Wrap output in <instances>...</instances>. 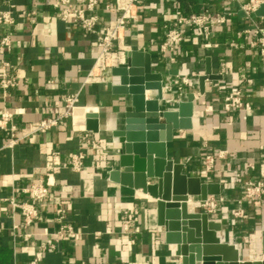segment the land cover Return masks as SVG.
Returning a JSON list of instances; mask_svg holds the SVG:
<instances>
[{
	"label": "crops",
	"instance_id": "0c3cea01",
	"mask_svg": "<svg viewBox=\"0 0 264 264\" xmlns=\"http://www.w3.org/2000/svg\"><path fill=\"white\" fill-rule=\"evenodd\" d=\"M247 1L144 0L138 19L126 31L123 61L128 50L151 54L153 71L163 76L161 108L177 109L188 93L195 94L193 127L174 131L169 156L183 162L188 175L220 185V194L209 197L216 204L210 217L222 223L220 236L238 246L241 258L254 259L264 258V197L251 203L244 193L246 181L264 182V56L251 44L253 34L238 32L255 25L264 32V16L253 12L248 20L241 9ZM0 2L14 17V22L0 24V39L11 36L10 48L0 47V59L10 63L9 72L18 81L7 93L0 87V110L12 111L19 127L31 128L65 112L63 97L78 94L72 114L57 127L13 146L0 132V264H31L36 258L38 264H181L176 245L166 242L164 227L157 223L155 200L109 178L119 161L120 143L113 132L124 127L129 96L112 92L118 77L111 68L100 81L87 76L100 51L99 29L117 16V0L98 1L97 31L61 19L51 0ZM175 4L187 13L208 9L233 14L225 24L215 25L209 38L199 28L187 30L169 56L159 44L175 16ZM208 62L218 77L207 79L201 92L199 77ZM235 87L249 109H224V98ZM84 133L95 143L83 144ZM80 149L86 153L85 168L64 167L68 154ZM209 155L214 156L212 163ZM34 181L47 184L52 199L41 206L39 219L24 225L20 208L8 198L17 194V200L27 199L15 189ZM188 202L190 210L205 211L196 196ZM58 207L67 210L77 238H56ZM133 208L140 212L138 228L127 235L121 231V215ZM238 209L243 215L236 217L232 211Z\"/></svg>",
	"mask_w": 264,
	"mask_h": 264
},
{
	"label": "water",
	"instance_id": "95a60500",
	"mask_svg": "<svg viewBox=\"0 0 264 264\" xmlns=\"http://www.w3.org/2000/svg\"><path fill=\"white\" fill-rule=\"evenodd\" d=\"M255 14L264 16V1ZM111 72L118 77L112 92L129 96V104L124 127L113 132L120 148L118 167L110 171V180L155 200L157 223L164 227L166 242L176 245L181 264H264V258H241L238 246L220 236L222 223L206 210L189 209L190 196L205 201L221 191L218 183L188 175L184 163L169 156L174 131L193 127L195 94L188 93L177 109L161 108L163 76L153 71L151 54L141 49L126 51L124 61L111 67ZM217 77L208 62L199 77L200 91H205L207 79Z\"/></svg>",
	"mask_w": 264,
	"mask_h": 264
},
{
	"label": "built area",
	"instance_id": "2783aa9c",
	"mask_svg": "<svg viewBox=\"0 0 264 264\" xmlns=\"http://www.w3.org/2000/svg\"><path fill=\"white\" fill-rule=\"evenodd\" d=\"M99 0H51V4L57 9L61 19L68 21L73 20L79 23L84 29L89 31H97L98 16L94 12ZM144 0H117L113 6L117 12V16L110 20L108 24L99 29L98 46L99 54L95 60L92 70L87 76L88 81L102 80L103 72L108 68L119 65L123 62V51L125 48L124 38L126 31L131 22L138 19L140 6ZM264 0H248L241 5V9L245 12L248 20L252 19V14ZM110 7V6H109ZM86 10L91 13L86 14ZM25 13V11H23ZM233 11L211 12L208 9L201 12H185L182 7L175 4V16L171 22L166 24V31L163 40L159 44V48L164 55L172 56L181 43L185 39L186 31L199 28L203 31L206 38L211 35L212 28L215 25H222L229 21ZM14 17L9 9L3 8L0 2V24L12 23ZM243 34H253L254 39L251 40L253 46L259 47V52L264 56V32L257 26L253 28L241 29L239 36ZM11 46V36L6 34L0 39V47L9 49ZM10 63L0 59V87L3 93H7L10 88L15 87L18 81L14 75L9 72ZM187 81L186 78H183ZM240 88H232L224 98V109L226 111L249 109L251 106L245 102L241 95ZM66 105L65 112L37 122L31 128L19 127L14 120V113L8 109L0 110V132H4L8 137L7 145L13 146L18 142L25 140L31 135L44 132L59 126L64 122V118L72 114L73 108L78 103V94L72 93L63 97ZM83 144H94L95 140L84 133L82 136ZM58 152H53L56 157ZM208 162L212 163L214 156H207ZM76 171H81L86 166V153L80 149L70 152L68 158L62 164ZM249 167L253 168L252 164ZM16 192H22L27 199L17 200V194H13L8 198L13 207L21 210L24 225L31 224L41 216V206L52 199L49 187L43 181H34L22 188H16ZM264 197V182L262 180H248L245 182L244 200L256 203ZM202 207L208 213H214L216 204L212 201H201ZM233 215L238 217L243 215V210H233ZM67 210L58 207L55 210V218L61 222L60 227L54 233L58 240H68L77 238L79 233L74 229L72 224L67 220ZM140 212L137 208L124 210L121 215V231L127 235L137 231ZM130 243H134V239H129ZM53 248L54 244H50ZM39 258L34 259L31 264H38Z\"/></svg>",
	"mask_w": 264,
	"mask_h": 264
},
{
	"label": "bare ground",
	"instance_id": "6f19581e",
	"mask_svg": "<svg viewBox=\"0 0 264 264\" xmlns=\"http://www.w3.org/2000/svg\"><path fill=\"white\" fill-rule=\"evenodd\" d=\"M192 196L189 197V201L191 200Z\"/></svg>",
	"mask_w": 264,
	"mask_h": 264
}]
</instances>
